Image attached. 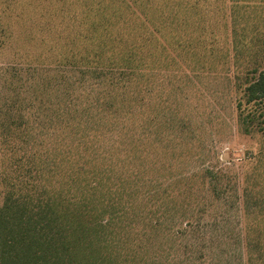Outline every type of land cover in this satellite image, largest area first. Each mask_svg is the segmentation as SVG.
Returning <instances> with one entry per match:
<instances>
[{
	"label": "rangeland",
	"instance_id": "374dc122",
	"mask_svg": "<svg viewBox=\"0 0 264 264\" xmlns=\"http://www.w3.org/2000/svg\"><path fill=\"white\" fill-rule=\"evenodd\" d=\"M92 35L125 38L143 54L152 104L142 132L127 106L124 131L113 127L101 104L111 74L71 56L74 36L86 51ZM262 70L264 0H0V204L9 185L1 176L16 174L12 150L22 189L35 194L54 179L36 172L39 151L56 147L48 155L57 161L94 129L97 158L111 157L106 167L128 178L141 163L122 160L117 147L140 139L133 206L146 209L148 192L177 200L162 205L172 210L158 264H264V98L249 101L245 90ZM184 219L191 226L169 236Z\"/></svg>",
	"mask_w": 264,
	"mask_h": 264
},
{
	"label": "trees",
	"instance_id": "16d2710c",
	"mask_svg": "<svg viewBox=\"0 0 264 264\" xmlns=\"http://www.w3.org/2000/svg\"><path fill=\"white\" fill-rule=\"evenodd\" d=\"M195 31H189L194 32L191 36H195ZM92 36L88 38L91 39L89 43L96 47L86 51H83L84 41L76 43L78 40L74 36L71 44L77 48L72 50L71 56L88 69L111 74V83L101 104L113 127L123 124L121 111L127 106L126 118L130 119L132 130L142 132L147 120L145 107L152 104L151 101L145 104L143 66L140 65L143 54L139 53L137 59L138 54L129 50L125 38ZM154 55L157 58L159 54ZM245 90L249 101L264 98V70L248 82ZM159 105L155 103L154 107ZM125 126L118 128L124 131ZM89 134L95 135L96 130L83 131L73 149L60 151L57 161H52L48 155L54 153L56 147L37 153L36 172H41V177L53 175V182L59 185L63 180V189L56 188L48 177V185L43 190H37L35 194L23 190L19 181V159L16 160L14 151H11L16 174L1 176L9 185L6 188L5 183L6 190L0 204V264L159 263L158 259L165 251L162 243L167 234L165 215L172 210L162 205L164 201L168 206L170 201L172 207L177 205L175 195L173 199L162 196L164 200L161 201L160 195L148 192L147 199L143 198L146 209H135L133 204L138 201L134 199L137 196L136 183L146 153L143 141L132 139L117 147L121 151L119 155H123L122 160H130L133 155L141 163L132 176L125 178L121 169L111 165L110 169L106 167V160L111 157L97 158L99 149L97 145L92 146L94 140ZM49 161L46 173L41 169ZM196 192L197 189L193 193ZM140 219L144 221L143 227L131 233V226ZM190 223L185 220L180 226L169 229L168 235L177 236L181 229L191 226ZM147 253L150 255H145Z\"/></svg>",
	"mask_w": 264,
	"mask_h": 264
}]
</instances>
